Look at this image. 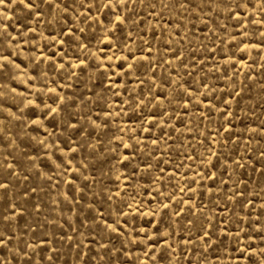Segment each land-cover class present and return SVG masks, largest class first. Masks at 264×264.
Listing matches in <instances>:
<instances>
[{
	"label": "rangeland",
	"instance_id": "1",
	"mask_svg": "<svg viewBox=\"0 0 264 264\" xmlns=\"http://www.w3.org/2000/svg\"><path fill=\"white\" fill-rule=\"evenodd\" d=\"M0 264H264V0H0Z\"/></svg>",
	"mask_w": 264,
	"mask_h": 264
}]
</instances>
